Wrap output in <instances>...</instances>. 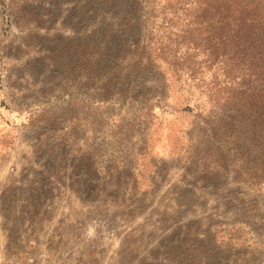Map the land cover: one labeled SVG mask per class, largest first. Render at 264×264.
<instances>
[{
  "label": "rangeland",
  "instance_id": "374dc122",
  "mask_svg": "<svg viewBox=\"0 0 264 264\" xmlns=\"http://www.w3.org/2000/svg\"><path fill=\"white\" fill-rule=\"evenodd\" d=\"M91 5L0 0V264H264V184L228 161L223 177L180 161L178 113L135 169L122 162L124 144L93 135L87 63L78 64L98 27ZM136 87L187 106L161 70ZM236 227L239 242L227 233Z\"/></svg>",
  "mask_w": 264,
  "mask_h": 264
},
{
  "label": "trees",
  "instance_id": "16d2710c",
  "mask_svg": "<svg viewBox=\"0 0 264 264\" xmlns=\"http://www.w3.org/2000/svg\"><path fill=\"white\" fill-rule=\"evenodd\" d=\"M91 3L98 27L78 64L87 63L93 135L124 144L123 153L132 156L122 162L135 169L164 117L178 113L186 121L180 161L199 175L220 177L228 161L252 186L264 184V0ZM126 10L135 15L133 24ZM132 27L137 33L124 37ZM150 69L161 70L188 100L197 96L192 108L187 99L186 107L175 108L139 91L137 80ZM234 230L227 233L239 242L241 229ZM181 256L189 263V256Z\"/></svg>",
  "mask_w": 264,
  "mask_h": 264
}]
</instances>
